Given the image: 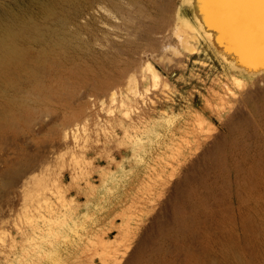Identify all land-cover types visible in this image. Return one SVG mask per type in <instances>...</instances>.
<instances>
[{
    "label": "rangeland",
    "instance_id": "374dc122",
    "mask_svg": "<svg viewBox=\"0 0 264 264\" xmlns=\"http://www.w3.org/2000/svg\"><path fill=\"white\" fill-rule=\"evenodd\" d=\"M73 1L0 0L29 22L0 70V264H264V53L190 0Z\"/></svg>",
    "mask_w": 264,
    "mask_h": 264
},
{
    "label": "bare ground",
    "instance_id": "6f19581e",
    "mask_svg": "<svg viewBox=\"0 0 264 264\" xmlns=\"http://www.w3.org/2000/svg\"><path fill=\"white\" fill-rule=\"evenodd\" d=\"M54 1L58 2L60 0H54ZM62 1L65 4H71V5L74 4L73 0H62ZM134 1L131 0V2ZM190 1L193 6V14L198 25L197 27L202 31L204 36L210 37L218 45L235 49L238 52L240 58L244 59L245 61L247 60L249 65L250 63L254 65L253 63L259 61V58L264 53V6H262L258 2V0H190ZM2 14L7 18L10 16V13L6 9H2ZM66 21H67L66 18H63L60 24ZM27 23L29 22L21 21L17 29H12L8 22L0 23V70L5 67L9 68L11 66H15L16 68L21 66L22 58L23 56H25V51H24V47L22 48L20 44L21 36L19 35L22 33V30L19 29L22 25H26ZM180 30L184 31L182 30V28ZM173 31L172 33L175 32L177 33V29L176 31L175 30ZM177 35L182 36L184 38H187L188 36V34H180V33L179 34L177 33ZM181 39L182 41L181 40L180 41L182 43H184V41L186 40L184 39L183 41V38ZM33 40H34V45L39 47L38 44H40L39 41L40 39L34 38ZM50 41H51V46L48 49L44 50L45 51L44 54H51L52 51L54 50V48L52 47L56 44L55 36H50ZM186 49L190 50L188 48ZM245 61L243 62L245 63ZM147 70L150 71V74L152 75L151 77L155 81V78L157 77V73L154 70V68L148 64ZM110 97L111 98L114 97V92L110 94Z\"/></svg>",
    "mask_w": 264,
    "mask_h": 264
},
{
    "label": "snow or ice",
    "instance_id": "6c2138e0",
    "mask_svg": "<svg viewBox=\"0 0 264 264\" xmlns=\"http://www.w3.org/2000/svg\"><path fill=\"white\" fill-rule=\"evenodd\" d=\"M258 2H259L262 6H264V0H258Z\"/></svg>",
    "mask_w": 264,
    "mask_h": 264
}]
</instances>
